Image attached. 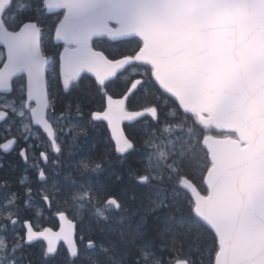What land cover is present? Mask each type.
<instances>
[{"label":"snow or ice","instance_id":"6c2138e0","mask_svg":"<svg viewBox=\"0 0 264 264\" xmlns=\"http://www.w3.org/2000/svg\"><path fill=\"white\" fill-rule=\"evenodd\" d=\"M234 8L243 10L257 33H264V0H0V168L15 152L35 174H23L14 184L0 181V187L19 189L0 202V264H34L27 258L33 247L39 249L41 264L58 254L63 264H86L95 253L109 251L95 235L104 234L109 214L123 205L113 185L93 177L105 171V160L114 157L124 164L137 151V125L142 162L151 159L148 149L156 144L149 137L157 136L161 112L155 103L140 102L149 88L186 119L197 115L190 112L192 105L204 103L207 111L199 114L202 135L196 143L207 153V166L201 190L184 171L183 153L168 164L173 210L154 235L141 228L147 215L168 209L167 198L141 217L131 239V264H143L149 255L155 264H189L191 257L179 239L186 233L172 226L175 221L183 227L185 220H195L202 229L197 235L203 238V255L197 264H222V253L227 264H264V114L257 116L255 127L244 119L247 106L259 107L264 99V56L237 62L209 43L208 17L217 9ZM31 16L44 17L51 25ZM194 25L199 30L190 34ZM45 42L55 48L54 55L45 51ZM149 44L161 53L159 68L145 56ZM158 72L170 78L173 90L161 83ZM84 77L94 86L88 94L96 103L85 108L65 102L64 96L79 88ZM209 87L213 95L205 100ZM220 121L227 126H218ZM73 129L78 131L69 139ZM90 130H99V139L88 154L75 159L74 149L84 146L78 138L86 140ZM208 139L223 142L239 168L251 175L248 184H237L222 226L205 219V205L214 196L208 175L224 163V151L206 143ZM101 143L102 158L97 159L92 153ZM66 148L73 158L66 166L78 167L79 180L72 184L83 191L61 196L57 182L50 187L48 181L49 172L58 174ZM142 162L128 171L130 180L141 186L162 180ZM122 178L116 176L117 181ZM77 200L92 204L87 221L72 210L70 201ZM45 220L58 226H45ZM123 235L121 231V239ZM200 248L198 244L196 250Z\"/></svg>","mask_w":264,"mask_h":264},{"label":"rangeland","instance_id":"374dc122","mask_svg":"<svg viewBox=\"0 0 264 264\" xmlns=\"http://www.w3.org/2000/svg\"><path fill=\"white\" fill-rule=\"evenodd\" d=\"M153 100L157 99L154 98L151 88L148 89V95L146 97H140V102H151ZM163 116L166 118L170 117L171 120H174V125L170 126L166 122L167 119H161L160 124L157 126V136L155 138L149 137L150 141L156 144V147H150L148 149V155H150L151 159H145L142 162L144 154L142 156L140 155L139 160H137V164H139L140 167V163L142 162L143 168L149 169L152 174L162 177V180L160 182H169L170 184L171 182L167 180V177L170 174L168 164L172 163L174 159H178L181 153H183L184 160L186 162L184 171L196 183H201V180L203 179L202 173L204 171V168L207 166V154L203 150V148L198 143H196L198 135H202L199 127H196L195 125L189 126L188 120L186 121V124H183L184 119L181 118V116H178L177 110L175 108H168L167 114H163ZM164 128H167L168 131L165 132L163 130ZM76 131H78V129H73L69 133V139H71L72 134ZM99 137V130H90L86 140L83 138H78L81 139L80 143L84 146L78 149H74V151L76 152L75 159H80L88 154L90 152L91 144L97 141ZM97 149L98 151H102L103 144H99ZM97 149L94 153H92V155H94L97 159H100L102 157L96 155ZM133 153L137 154L138 151H135ZM162 153L163 155H161ZM133 155H131V157ZM70 159L73 158L68 157L66 148L65 156L62 158V164L57 170L58 174H56L55 172H49L50 179L48 183L51 187V182L55 180L57 182L56 188L60 190L61 196L83 191L79 188L78 183L76 185L72 184V181L74 179L79 180V176L78 167L66 166ZM113 162L114 159L105 160V171L93 177V180H102V182L113 185L114 192L117 195H120L122 193L120 195L121 202L123 203V205L125 204V206L129 202L131 214H127L126 216H124L123 223H118L117 227H115L116 225L114 227H108V225L106 224L102 225L105 229V232L104 234H100L99 232H97L96 237L100 239V242H104L108 246L109 251L107 253H95L92 259L89 260L90 262H93V264H122L123 261H121V259L124 258L121 254V249L127 251L126 248L134 246L131 243V239L132 236L136 234V228L138 223L140 222L141 217L147 212L148 209L155 208V206L159 204L165 197V195L162 193V189H160L159 193L156 191H151L145 195L143 193L148 191L147 189L137 188L138 186L136 185L134 190L131 186H129V184H127L125 188L120 187L121 193L119 194L120 191L117 192L116 184L112 180V178L116 176V173L113 170L114 168H122L123 164ZM124 171L126 172L125 174L128 175V169ZM197 173H201V175H197ZM65 177H67V179H65ZM131 191H133V194H129V192ZM135 192L137 193L136 195L134 194ZM132 195L135 197L134 199H132ZM70 205L73 212L82 213L86 221L93 211L92 204L87 200H77L75 202L70 201ZM111 216L115 217L116 222H118V220L121 218L120 214L116 213L114 215V212L109 214V217ZM94 227L96 226L94 225ZM121 231H123L124 233L123 239H121L120 237ZM141 231H143V228H141ZM110 241L111 243H109Z\"/></svg>","mask_w":264,"mask_h":264},{"label":"water","instance_id":"95a60500","mask_svg":"<svg viewBox=\"0 0 264 264\" xmlns=\"http://www.w3.org/2000/svg\"><path fill=\"white\" fill-rule=\"evenodd\" d=\"M189 3H201L206 0H187ZM210 29L209 43L211 47L219 54H227L235 58L237 62L251 59L255 56H264V33H257L254 26L246 23V18L241 9H217L207 20ZM198 26L194 25L190 34L198 32ZM149 51L145 56L159 68L161 63V53L158 48L148 45ZM161 83L173 90L170 78L158 72ZM213 95L212 88L209 87L204 99ZM190 112H195L197 122L199 114L207 111L204 103L192 105ZM264 114V99L259 102V107L255 103H250L244 111V119L250 126L255 127L257 116ZM201 123L203 121H200ZM264 124V121H261ZM220 127L227 126V121H220ZM206 143L211 144L224 151V163L220 169H214L208 175V180L214 186V196L210 204L205 205V219L213 226H222L228 218V209L233 203V197L237 184L244 186L251 181L249 172L239 168L237 162L233 159L231 153L225 150V145L221 141L208 139ZM235 243L240 242L239 236L235 238ZM222 264H227L223 259Z\"/></svg>","mask_w":264,"mask_h":264},{"label":"trees","instance_id":"16d2710c","mask_svg":"<svg viewBox=\"0 0 264 264\" xmlns=\"http://www.w3.org/2000/svg\"><path fill=\"white\" fill-rule=\"evenodd\" d=\"M27 18H28V16L26 15L25 19H27ZM31 18L35 19V16H31ZM41 21L48 24L49 26L51 25L50 20L43 19ZM45 51L50 52L54 55L56 50L50 43L45 42ZM92 87H94V86L91 85V81L88 77L82 78L80 80L79 88L74 87L68 95L64 96L65 102H71L73 105H75L76 103H80L85 108L92 106L94 103H96V101L93 99V97L88 94L90 88H92ZM160 97H164V96L161 95ZM154 98H155V96H154ZM150 103H155L156 106L158 107L155 100L151 101ZM167 103H168V107L161 108V109L159 108L160 112H161V119L162 118L167 119V121H166L167 124L170 126H173L175 121L171 120L170 117H167V118L164 117L163 114L167 108H175L176 109V106L171 101H168ZM178 114L181 116V118L184 119L183 124H186V121L188 120L189 126L195 125L196 127H199L194 116H189L186 119L182 113L178 112ZM136 135H137V151H138V153L137 154L132 153L131 155H133V154H135V155H133L132 157L130 155L128 157V160H126V162L122 165L123 166L122 168H116V169L114 168V170H113L116 173V176L120 175V176L124 177L119 181L116 180V176H114V178H112L113 182L116 184L117 192L120 191V187L125 188L127 186V184H129V186H131L135 190L136 184H134L131 180H129V177L127 174H125L126 172L124 170L128 169V171H129L130 169L139 168V164H137V160H139L140 155L143 154V149L140 147V144H139V138L142 135L141 128L139 125H137V127H136ZM213 135L226 136L223 133H215V132L213 133ZM98 149H97L96 155H98L99 157H102V151H98ZM112 159H114V161H116V159L114 157ZM5 175H9V170L6 171ZM101 182H102V180H101ZM197 185H201V183H197ZM201 190H203L202 185H201ZM133 191L129 192V194H133ZM120 193H121V191L119 192V194ZM134 194L136 195L137 193L135 192ZM172 210H173L172 207H168V209L162 208L157 213L147 215V224L143 227V232H146L149 235H154L157 232V230L163 226V222L166 218L167 213L171 212ZM144 215L145 214H143V216ZM177 219H180V217L178 216ZM172 226L176 231H181V232L186 233V238L184 236H181V237H179V239L184 242V246L186 249L185 255H190L191 264H197L198 257H201L203 255V245H202V239L203 238H198V235H197L198 232H200L202 230L201 227L199 225H197L195 220H185L183 227L177 226L176 222L174 221ZM189 229H190V231H189ZM198 244H201L200 251L196 250V247ZM126 249H127V251H124L121 249V254L124 258V259H121V261H123L124 264H131V260L133 258L131 254L135 252V245L133 247H128ZM188 249H191V251L188 252L187 251ZM126 253H128L129 256L126 255ZM143 264H155V257L149 255V258L147 260L143 261Z\"/></svg>","mask_w":264,"mask_h":264},{"label":"flooded vegetation","instance_id":"af4514ba","mask_svg":"<svg viewBox=\"0 0 264 264\" xmlns=\"http://www.w3.org/2000/svg\"><path fill=\"white\" fill-rule=\"evenodd\" d=\"M28 18H30L28 16ZM38 19H45L44 17H37ZM161 99V98H160ZM159 99L158 102H160L161 105H164L165 102L161 101ZM3 164L4 167L0 168V181H12L13 184L15 182V180H17L18 178H20L23 174H27L29 176V178H34V172L31 168H29L28 166L24 165L18 158V156L16 155L15 152H13L12 154L6 156L3 159ZM113 163H116V161H114ZM9 170V175H5L6 171ZM124 178V177H123ZM132 181V180H131ZM134 183V181H132ZM136 184V183H135ZM138 188L140 189H147L148 191H146L143 194H147L148 192H158L160 191V189H162V193L165 195L164 198H167V203L169 205V207L172 206V197H171V192H170V184L169 182H160V181H156V180H152L147 186H141L138 185ZM155 186V187H154ZM19 189L15 186H13L12 188L9 187H0V202H2L4 200V198L7 197V195L9 193H11L12 191H18ZM36 203H39V200L36 201ZM123 205V203H122ZM162 209V208H161ZM159 209V210H161ZM159 210L152 212L151 214L157 213ZM116 214V212H114V215ZM117 214H120L121 217L126 216L127 214H131L130 212V207H129V202L123 205V207L121 208L120 212H118ZM132 216V215H131ZM112 217V218H111ZM109 217L108 222L106 223V225H108V227H117L118 226V222H116V219L114 216ZM45 226H49V224H51V226H58V224L55 221H43ZM95 239L100 242V239H98L95 235ZM61 253H63V246H61ZM27 258L33 260L34 264H41V256H40V252L39 249L36 247H33L31 249L28 250L27 253ZM49 264H63V256L62 254H58L57 256L53 257L50 261ZM86 264H93V262L87 261Z\"/></svg>","mask_w":264,"mask_h":264}]
</instances>
